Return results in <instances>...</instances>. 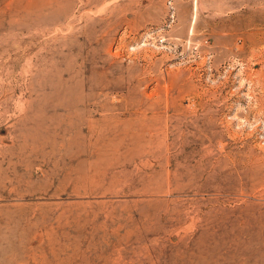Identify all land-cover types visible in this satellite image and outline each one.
Wrapping results in <instances>:
<instances>
[{
	"label": "rangeland",
	"instance_id": "rangeland-1",
	"mask_svg": "<svg viewBox=\"0 0 264 264\" xmlns=\"http://www.w3.org/2000/svg\"><path fill=\"white\" fill-rule=\"evenodd\" d=\"M0 264H264V0H0Z\"/></svg>",
	"mask_w": 264,
	"mask_h": 264
}]
</instances>
